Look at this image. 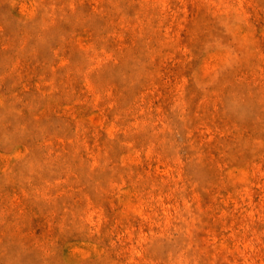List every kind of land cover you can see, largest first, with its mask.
<instances>
[{
  "label": "rangeland",
  "instance_id": "rangeland-1",
  "mask_svg": "<svg viewBox=\"0 0 264 264\" xmlns=\"http://www.w3.org/2000/svg\"><path fill=\"white\" fill-rule=\"evenodd\" d=\"M0 264H264V0H0Z\"/></svg>",
  "mask_w": 264,
  "mask_h": 264
}]
</instances>
